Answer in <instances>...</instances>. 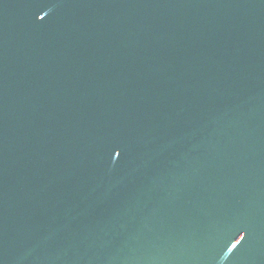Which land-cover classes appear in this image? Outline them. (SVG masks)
Masks as SVG:
<instances>
[{
	"label": "water",
	"instance_id": "1",
	"mask_svg": "<svg viewBox=\"0 0 264 264\" xmlns=\"http://www.w3.org/2000/svg\"><path fill=\"white\" fill-rule=\"evenodd\" d=\"M0 264H264V0H0Z\"/></svg>",
	"mask_w": 264,
	"mask_h": 264
},
{
	"label": "snow or ice",
	"instance_id": "2",
	"mask_svg": "<svg viewBox=\"0 0 264 264\" xmlns=\"http://www.w3.org/2000/svg\"><path fill=\"white\" fill-rule=\"evenodd\" d=\"M42 18H43V17H41V19H42ZM116 155H117V156H119V155H120V153H119V152H117V153H116ZM242 239H243V238H242Z\"/></svg>",
	"mask_w": 264,
	"mask_h": 264
}]
</instances>
